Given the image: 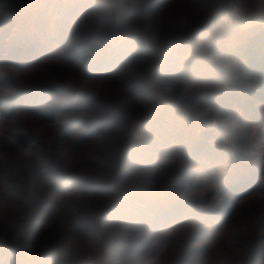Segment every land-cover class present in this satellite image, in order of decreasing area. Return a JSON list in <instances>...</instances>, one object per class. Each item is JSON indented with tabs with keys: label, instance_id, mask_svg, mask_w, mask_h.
<instances>
[{
	"label": "rangeland",
	"instance_id": "374dc122",
	"mask_svg": "<svg viewBox=\"0 0 264 264\" xmlns=\"http://www.w3.org/2000/svg\"><path fill=\"white\" fill-rule=\"evenodd\" d=\"M259 32L264 0H0V264H264Z\"/></svg>",
	"mask_w": 264,
	"mask_h": 264
},
{
	"label": "trees",
	"instance_id": "16d2710c",
	"mask_svg": "<svg viewBox=\"0 0 264 264\" xmlns=\"http://www.w3.org/2000/svg\"><path fill=\"white\" fill-rule=\"evenodd\" d=\"M134 57L130 51L113 56V62L124 63ZM243 61L242 68L245 77L253 80L264 91V33L259 32L248 37L240 53L235 56Z\"/></svg>",
	"mask_w": 264,
	"mask_h": 264
},
{
	"label": "built area",
	"instance_id": "2783aa9c",
	"mask_svg": "<svg viewBox=\"0 0 264 264\" xmlns=\"http://www.w3.org/2000/svg\"><path fill=\"white\" fill-rule=\"evenodd\" d=\"M105 1V0H104ZM106 1H110V0H106ZM232 12L233 13H237L238 12V9L236 7H232Z\"/></svg>",
	"mask_w": 264,
	"mask_h": 264
}]
</instances>
